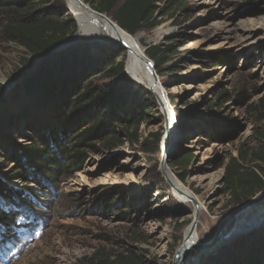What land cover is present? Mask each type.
I'll return each mask as SVG.
<instances>
[{
	"label": "rangeland",
	"instance_id": "1",
	"mask_svg": "<svg viewBox=\"0 0 264 264\" xmlns=\"http://www.w3.org/2000/svg\"><path fill=\"white\" fill-rule=\"evenodd\" d=\"M185 1L187 11L166 16L156 29L136 35L141 36L143 48L173 44L172 53L177 52L162 67L159 77L164 92H159L174 113L171 122H176L173 131L170 129L169 156L191 154L193 161L187 167L185 182L179 180L181 169L172 166L170 158L166 167L201 199L204 206L194 232L204 245H210L219 224L240 208L233 209L229 203L226 166L242 146H259V133H264V122L258 121L264 113V30H251L254 25L264 26V0ZM53 4L49 8H60L62 18L71 16L78 25L68 0ZM99 35L91 41V35L81 28L64 48H58L80 50L88 46L95 54L118 51L122 55L118 61L125 56L124 75L106 84L128 96L126 107L137 105L142 95L146 96L141 106L152 109L149 123L141 128L142 136L163 130L160 151L154 156L141 146L127 145L88 154L78 170L50 182L54 188L50 189L35 182L9 181L16 166L9 161L10 154L0 149L2 181L25 191L29 207L14 220L9 215L1 223L0 264H80L98 251L111 255L126 249L141 255L148 264L177 263L176 256L197 211L193 201L178 196L163 173L162 140L169 129L167 132L162 105L139 81L127 49L107 44L108 36ZM200 53L221 55L227 62L220 64L210 57L202 58ZM37 65V57L16 43L1 42L0 37V84L5 93L32 78L21 81ZM34 111L37 129L44 122L46 132L63 133L52 112L40 106ZM22 125L14 135L19 136V142L31 144L35 135ZM223 131L231 132L227 140L219 136ZM1 202L12 213L8 201L4 198ZM220 244L210 251L192 249L186 264H242L243 260L264 264V204L230 222Z\"/></svg>",
	"mask_w": 264,
	"mask_h": 264
},
{
	"label": "trees",
	"instance_id": "2",
	"mask_svg": "<svg viewBox=\"0 0 264 264\" xmlns=\"http://www.w3.org/2000/svg\"><path fill=\"white\" fill-rule=\"evenodd\" d=\"M59 1L0 0L1 42L16 43L27 54L44 58L33 77L19 87L5 93L0 84V149L10 154L9 161L16 166V173L8 178L9 181L35 182L50 189H54L50 182L58 181L62 174L70 175L72 170H78L88 154L137 145L149 154L158 155L164 133L163 130H158L143 138L141 128L149 123L148 114L152 109L144 110L141 106V102L146 101V96L142 95L137 105L126 107L128 96L106 84L124 75L126 60L123 55L122 60L118 61L122 56L120 52L105 51L95 54L90 47L85 46L80 50L69 48L54 53L78 31V25L71 16L62 18L60 8H49V5H57ZM86 2L94 10L110 16L132 36L140 31L156 29L166 16L188 10L185 0ZM173 48V44L160 43L147 49L146 54L154 61L158 75H163L162 67L177 54L172 53ZM198 55L202 58L210 57L220 64L227 62L226 57L217 54ZM98 81L103 84H98ZM238 97L243 98L240 101L244 103L243 93ZM39 106L52 112L59 120L63 127L60 136L51 129L46 132L42 121L39 129L35 127L34 109ZM262 109L264 111V100ZM43 116L50 117L46 112H43ZM258 121L264 122V113ZM22 122V126L35 135L31 144L19 142V136L14 135ZM70 132L76 136L72 137ZM230 134V131H223L219 136L227 140ZM259 134V146H242L238 149V156H231L226 166L225 183L233 209L243 206L264 191V133ZM169 158L172 166L181 169L182 173L177 176L185 182L187 167L193 161L192 155L173 154ZM2 180L0 177V196L18 207L25 206V191L22 193L12 189ZM9 215L0 205V223ZM80 264L148 262L133 250L126 249L125 252L111 255L98 251L91 257H84ZM242 264H251V261L243 260Z\"/></svg>",
	"mask_w": 264,
	"mask_h": 264
},
{
	"label": "bare ground",
	"instance_id": "3",
	"mask_svg": "<svg viewBox=\"0 0 264 264\" xmlns=\"http://www.w3.org/2000/svg\"><path fill=\"white\" fill-rule=\"evenodd\" d=\"M68 3L70 5V9L73 11V13H75L76 17L78 18L77 20L80 23V28H82L85 32L91 35V38H97V37L100 38L99 33L102 32L103 34L107 35L108 38H110L111 40L120 42L122 45L121 47H124L125 49H127V51L129 52V60H130L132 69L134 73L138 76L139 81L142 83L144 87L148 88L147 90H152L154 93H156L159 96L160 99H162L160 97L159 90L162 92L163 86L161 84L160 79H159L160 83H155L154 76L150 68L145 62L144 48L142 47L140 43L141 36L135 35V36L129 37L125 33L121 32L119 27H114L107 22H104L103 25H100L97 22L98 20L96 21L95 19L96 17L92 15L89 11H87L85 8H83L78 0H68ZM259 29L264 30V26L254 25L251 30L254 31V30H259ZM90 30L92 31L91 33H90ZM163 101L164 100L162 99V105L165 111L164 114L167 117V125L169 129V132H168V129H167V132L171 134L172 132L170 129L174 127L175 126L174 123H176V122L172 123L173 122L172 115H174V113L172 112L171 108H169L167 103H164ZM172 131H173V128H172ZM169 136L166 139V142L162 141L163 148L164 147L170 148L168 145V141L170 138ZM168 154H170V150L168 151ZM163 173L166 176L168 183L170 184L172 189L178 194V196L184 201H187V200L193 201L195 204L196 211L200 213L204 205L201 199L193 193V190H191L190 187H187L184 184L180 183V181L174 175V173L171 171L170 168L165 167V169L163 170ZM263 198H264V193L258 196L257 200L262 201ZM185 237H186L185 242L183 243V245H181L178 251V254L176 256V262H177L176 264H186L187 263L186 261L191 256L192 249L210 251L213 248V247L206 248L203 242H201V240L196 237V232L192 231L191 228L187 230ZM219 245L221 244L219 243Z\"/></svg>",
	"mask_w": 264,
	"mask_h": 264
},
{
	"label": "water",
	"instance_id": "4",
	"mask_svg": "<svg viewBox=\"0 0 264 264\" xmlns=\"http://www.w3.org/2000/svg\"><path fill=\"white\" fill-rule=\"evenodd\" d=\"M81 4V6L83 8H85L87 11H89L92 15H94L95 17L101 19L103 22H107L109 24H111L112 26L114 27H119V29L121 30V32L125 33L126 35H128L129 37L132 36L131 34H129L128 32H126L125 30H123L113 19H111L108 15L106 14H103V13H100L94 9H92L88 4H85L82 0H78ZM78 21V20H77ZM78 31H81V28H80V23L78 21ZM92 40L91 41H94L95 39H99V38H91ZM102 39H100L101 41ZM102 42V41H101ZM105 43L107 44H110V45H116L118 47H121V43L120 42H116L114 40H111L110 38L108 40L105 41ZM64 43L60 46L61 49L64 48ZM59 47V48H60ZM59 48H57L55 52H58L60 51ZM146 51H147V48H144V52H145V62L146 64L148 65V67L150 68L153 76H154V80H155V83H160L159 82V75L156 71V65L154 63V61H152L148 55L146 54ZM38 59V65L30 72V74L27 75V77H24L22 78L21 81H24L26 80L28 77L32 76L35 74V72L40 68L41 64L43 63L44 61V58H37ZM125 65H126V62H125ZM13 86V85H12ZM11 86V88H12ZM8 90V89H6ZM152 93H154L152 90H150ZM158 99V101L160 102V104L162 105V99L159 98V96L154 93ZM162 108H163V105H162ZM164 111V109H163ZM165 113V111H164ZM166 118V129H168V125H167V117L165 116ZM170 133H166L164 138H163V142L165 141L166 142V139L168 138ZM168 151H169V148L167 147H164L163 148V156H162V169L164 170L165 167H166V163H167V159H168V156L170 154H168ZM264 192V191H263ZM262 194V193H261ZM260 194V195H261ZM258 196L257 195L254 199H251L249 202H247L246 204H244L243 206H241L240 208L236 209L234 212H232L231 214H229L222 222L221 224H219V228H218V233L216 235V239H215V242L210 244V245H205L206 248H210V247H214L215 245H219V243L222 241V237L224 236L225 232H226V227L228 226V224L230 222H232L233 220H236L238 219L240 216H242L243 214H248L250 213L253 209H255L256 207H259L260 205L264 204V198L262 201H258ZM199 212L197 211V214H196V217H195V220L192 222L191 224V229L192 231L196 230V227H197V220H198V214Z\"/></svg>",
	"mask_w": 264,
	"mask_h": 264
}]
</instances>
